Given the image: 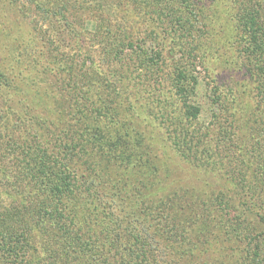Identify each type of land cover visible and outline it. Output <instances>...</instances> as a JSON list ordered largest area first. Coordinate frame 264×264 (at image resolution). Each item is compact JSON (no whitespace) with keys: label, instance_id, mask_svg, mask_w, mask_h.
Here are the masks:
<instances>
[{"label":"trees","instance_id":"trees-1","mask_svg":"<svg viewBox=\"0 0 264 264\" xmlns=\"http://www.w3.org/2000/svg\"><path fill=\"white\" fill-rule=\"evenodd\" d=\"M27 1L34 2L41 9L42 19L48 20L49 24L52 22L50 20L58 24L61 33L56 31V36L63 38L64 30L70 33L75 31L74 22L67 14L70 0ZM174 1L177 0H92L94 10L105 16L99 19L103 23V31L92 33L93 38L86 36L87 31L83 26L76 32L81 39H88V43H97L105 55V64L110 65L112 70L115 68L114 72L119 78L127 80V84L133 80V84H138L158 99L166 94L175 98V109L195 125L191 131L185 129L175 133L172 141L175 148L180 149V145L187 144L185 137L192 139L194 132L201 129L196 121L201 106L195 101L199 83L198 76L194 75L197 62L192 46V17L196 14L190 7L180 4L178 7V1L184 0H178L176 5ZM3 2L0 0V9L6 8ZM239 2V14L231 18L234 23L231 26L234 39L231 45H237L239 66L246 70L253 84L255 106L247 121L248 137L239 139V136H235L240 131V125H235L236 120L237 123L242 120L235 117L233 112L227 114L229 117L220 112L222 109L225 111V104L221 102L218 87L214 86L210 89L211 100L208 97L213 107L210 120L205 131L199 135L200 143L192 145L195 154L190 163L197 168L209 166L211 170L221 172L225 182L230 183V194L226 190L203 193L202 201L210 209L206 213L193 205V210H198L194 218L185 224L181 221L174 224L175 220L170 223L174 215L167 216L177 203L182 206L183 213L184 209L189 212L184 203L187 202L186 198L170 191L171 184L182 185V177L177 175V169L183 167L175 162L169 163L171 157L163 143L156 150L142 146L140 139L149 137L148 133L151 132L147 122L143 123L141 129L132 128V132H129L126 122L122 121L128 117L127 108L122 111L112 108V111L100 113L94 110L100 105L72 101V94L59 90L61 86L57 83L60 81H52L40 68L45 66L36 59V46L22 50L8 32L3 47H0V95L5 105L2 124L18 127L22 136L29 128L40 141H26L24 144L10 141L11 146L2 145L3 151L11 162V157L16 154L12 148L22 153L18 164L27 167V173H22L33 185L44 188L46 198L31 203V209L25 207L24 199L33 196L28 194L32 192L21 189L16 182L11 184L9 171L0 166V185L6 188L10 186L12 201L18 200L24 207L22 211L13 204L10 209L7 207L0 213L2 262L67 264L68 258L75 260L76 264H185L182 262L185 257L199 263L198 255L193 254L192 250L196 245L190 244L189 236H181L183 229L187 231L186 227L195 224L196 235L212 232L217 236L213 239L214 248L216 252H222L209 258V262L203 260L205 264H226L225 260L229 264H264V0ZM6 3L11 7L13 5L9 1ZM127 6L132 7L131 10ZM147 12H153L154 19H150L154 25L150 31L148 29L147 36L140 37L133 29L132 21L145 17ZM164 20L172 23L171 27L163 25L164 29L158 30ZM166 36L170 38L167 47L164 41ZM91 49H88L90 54L93 52ZM43 52L39 54L43 56ZM59 63L61 70H69L75 65ZM94 66L101 69L100 65ZM124 96L128 98L129 94L125 91ZM134 101L143 109L151 103L139 98ZM118 104L125 106L120 102ZM13 116L17 117L16 120ZM47 122L55 126L61 123L60 132L66 134L64 140L58 137L60 143L56 146L59 152L52 150L45 129ZM202 138L204 140L201 142ZM235 142L238 143L237 151L232 147ZM192 146L186 147L192 151ZM79 150L82 154H79ZM179 154L185 157L190 153L180 149ZM56 155L59 157L56 158ZM83 155L87 158L82 161L94 162L95 166L90 164L89 172L81 175V178L75 175L74 166L79 161L77 157ZM215 158H219L218 164ZM167 163L164 174H159L165 183L161 180L157 187L165 194L154 199L150 203L153 205H150L147 203V193L141 191L157 186L152 177ZM222 163L226 167L234 163V170L227 173ZM128 169H132L135 185L129 176L120 181L112 177V172H129ZM79 179L94 185L85 195L76 191L79 187L75 183ZM131 186H134V193ZM186 191L187 188L185 195L188 194ZM135 199L143 204L138 205ZM88 201L95 203L94 207ZM212 203H215L213 210ZM166 218L170 219L167 222L171 224V238L162 235L160 227L154 222L165 221ZM36 226L48 228L54 233L53 241L58 251L48 244L44 252L50 256V261L38 254V247L32 242L30 231ZM202 239L204 241L205 236ZM139 242L142 246L151 245L155 256L143 251ZM175 242L184 247L178 249ZM212 246L209 244L202 249L207 250ZM27 254L30 258L26 260Z\"/></svg>","mask_w":264,"mask_h":264},{"label":"rangeland","instance_id":"rangeland-1","mask_svg":"<svg viewBox=\"0 0 264 264\" xmlns=\"http://www.w3.org/2000/svg\"><path fill=\"white\" fill-rule=\"evenodd\" d=\"M8 1L10 4H13L12 7L6 3ZM8 1L4 0L3 5H5L6 8L0 9V47H3L5 36L8 35V32L12 35V38L15 39L14 43H19L22 50L24 47L28 49L32 47V45L36 46V59L39 63L43 62L45 66L40 68L44 70L46 76L52 79V81H60L57 84L61 86V88L58 87L61 92L66 90L65 92L67 94H72V97L76 96L75 98L77 99L74 97L71 99L72 101L74 100V102L88 101L93 105H100L98 106L100 108L94 109L98 110L97 112L100 113H103L105 110L112 111V108H117L119 111L127 108L128 119L125 118L124 120L122 119V121L126 122L129 132H132V128L141 129L143 127V123L145 122H147V126L151 130V132L148 133L150 138L146 136L142 140L140 139L142 146H150V149L156 150L160 148L159 144L163 143L167 153L171 157V161L169 163L175 162L180 164V167H183L181 170L177 169V175L180 178L182 177V185L179 186L175 183L171 184L170 191L176 192L177 196H181V198H186L187 202L184 203L186 204V207L189 208V212H185L184 209L183 213L182 206L178 203L175 204L177 202L176 201L174 203L175 205H173L174 210L172 208L170 213L167 214L168 217L174 215V219H172V221H170L169 218H166L165 221H154L155 224L160 227L162 235H168L169 238H171L170 223L174 220V224H177L179 221L185 224L189 221V219H193L194 214L198 210L197 208V210L194 211L192 208L193 205L200 207V210H204L207 213V209L209 210L210 207L208 208L206 203L202 201L203 193H215L217 191L223 192L224 190L228 191L230 186V183L225 182L224 178L221 177V172L217 169L211 170V167L209 166L207 168L206 166L205 168H197L190 163L191 157L195 154L193 152L195 148H193L192 145L199 141V135L205 131V127L208 126L207 124L210 120V114L213 108L210 103L212 97L210 89H213L214 86H217L219 89L218 91L221 95V102L225 104V111L222 109L220 112L225 113L226 117H229L227 114L233 112L235 117L242 120V122L237 123V120L235 119V125H240V131L235 134V136H239V139L242 137H245L244 139H246V137H248L247 127L249 122L247 121L249 115H252V110L254 111L255 106L252 81L246 70L239 66L238 58L240 56H238V52L235 49L237 45H231V42L234 41L231 36V26L234 23H232L231 18L235 14H239L240 0H184L181 2L177 0L178 7L179 4L181 6L184 5L190 7L196 14L195 17H192L194 33L192 46L195 50V61L197 62L194 75L198 76L199 83L197 85L198 94L197 97H195V101H198L201 106L200 113L196 119L198 124L201 126V129L194 132L196 138L192 137V139H188V137H185L187 139V144L183 143V145H180V149L186 151V153H190L188 156L183 154L185 157L179 154L180 149L179 147L175 148V144H173L172 140L175 137L174 135L176 132L181 133L185 129H189V131H191V129L195 128V125L192 123L190 124L189 121H187V119L175 109V98L170 94H166L161 99H158L155 96L153 97V95H149L148 92L141 89L138 84H133V80H130V83L127 84V80L117 76L114 72L115 68L112 70L110 65L105 64V55L102 53L97 43H88V39L83 40L77 36L76 29L80 28V26H83V29L87 31L86 36L90 38H93L91 36L92 33L103 31V23L102 21L100 22L99 19L105 16L102 12L94 10L92 7V0H70L71 2L67 5V14L74 22L73 27L76 29L71 33L68 30H64L62 32L64 35L63 38L55 35L57 34L56 31L61 33L58 24L54 20H50L53 23L50 22L49 24L48 20L42 19L41 17L43 13L34 2L27 0L26 2H22L20 0ZM177 1H174L175 5L177 4ZM131 8L132 7H129L128 9L131 10ZM127 12L131 13L129 11ZM144 15L145 17H138L136 20L132 21V27H134L133 29L138 32L140 37L147 36V33H149V31L153 28L152 25H154L151 21V19H154L152 18L154 17L153 12H147V14ZM146 19L148 20L146 21ZM160 25L161 26H158V30L161 28L164 29L163 25H168V28H170L172 23L170 24L168 20H164L163 24ZM169 39L170 38L168 36L164 38V41H166V47L169 45ZM32 40L35 42L32 43ZM42 44L43 47L41 46ZM91 47V50L93 51L92 54L88 53V49ZM42 51H44L43 56L39 54V52ZM59 62L62 63L61 65H66L68 63H74L75 65L69 70H61ZM94 65H100L101 69L95 68ZM206 85L208 86V90L206 89ZM125 91L129 94V97L127 96L128 98H125L124 96ZM205 94L208 96H204ZM209 96L210 100L208 99ZM135 98H139L140 101H145V103L147 101L151 103L143 109L138 105V103H135ZM119 102L123 103L125 106L119 105ZM102 106H105V108ZM0 107L2 108L0 111V166L9 171L7 173L12 176L11 184L16 182L21 189H26L32 192L28 194H33V196H27L26 199H24L26 201L25 207L31 209V203L34 204L41 202L43 199L45 200L46 195L44 193V188L33 185L24 173H22L23 171L26 172L27 169L26 166H22L21 164L19 166L18 164V162L22 159V153L19 150L12 148L13 153L16 154H14V157H11V162L3 151L2 145L6 144L11 146L10 144L13 141L20 144L22 142L24 144L26 141L40 140L35 138L34 133L29 128H26L27 133L22 136L18 127L14 128L10 124H2V116L5 113V105L1 102V95ZM16 118V116H13L14 120H16ZM15 122L20 124L19 121ZM60 126L61 123H59L58 126H55L52 122H47L45 124L46 133L50 138L53 148L52 150H54V152L60 151L56 146L57 143H60L58 137L63 139L64 135H66L63 132H60ZM180 135L184 136L183 134ZM203 140L204 138H202L201 142ZM187 145H189V147L192 146V151L188 149L189 147H186ZM237 145V142L232 143V147L236 151ZM79 152V154H82L81 150H79ZM55 157L57 158L59 155H56ZM82 157L83 159H80ZM78 158L79 161H76L77 165L74 166V173L78 177H81V175H85V173L89 172V167L95 166V164L94 162L91 163L88 160L87 162L82 161L87 158L84 155L77 157V159ZM214 160L217 164L220 161L219 158H215ZM167 165L168 163L164 165L162 169L160 168V172L158 170L152 177V180L157 183V186L153 185L154 188L150 187L141 191L147 193L146 197L148 198V204L154 201V199L159 198V196L162 197L165 194L157 187L159 186L161 180L165 183L163 178H161V175L164 174V170H166ZM228 165L230 167L223 165L226 167L225 170L227 173L234 170V163H230ZM128 170L129 172L125 170L123 173L121 170H118V172H112V177L114 179L119 178L120 181L128 178L129 176L131 180H133L132 178L134 177L131 172L132 169ZM79 180L75 183L77 184V188L79 187L76 191L80 192L82 195H85L89 189L94 187L93 184L91 185L87 184V182L85 183V179H82L81 181ZM133 185H135L134 180ZM185 188H187V195L184 194ZM131 190L134 193V186H131ZM11 192L12 189L10 186H7L6 188L3 185H0V213L7 209V207L9 208L10 206H13V204L17 205L20 210L24 211L22 203H19L18 200L12 201ZM228 193L230 194L229 191ZM117 197L120 201L118 194ZM137 197L139 196L137 195ZM87 203L92 207L95 205L92 201H88ZM124 203H126L125 200ZM135 203L138 205L143 204L136 202V199ZM190 203L191 206H189ZM126 207L129 208V205ZM211 207L213 210L215 203H212ZM154 216L157 218L155 214ZM249 219L251 220V218ZM167 220H169L170 223H168ZM31 225L34 224L32 223ZM194 225L195 224L191 225V227H186L187 231L183 229L181 236H185L186 238L189 236L191 240L190 244L196 245V247L192 250L193 254L198 255L199 260L197 262L199 263H195L189 258L185 259V257L182 258V262L185 264H205L203 260L209 262V258H213L222 252H216L214 248L216 245H214L213 239L217 238V236H215L212 232H202L201 234L196 235V227ZM35 228L30 231L32 242L38 247V254L41 255L42 258L44 257L47 261H50V256L46 255L44 252L48 244H51L56 249V243L53 241L54 233L48 228H40V226H36ZM94 228H96V226ZM203 236H205L204 241L202 239ZM128 240L130 241L129 238ZM174 244L178 245V249H182L184 247H181L178 242H175ZM209 244L213 245L210 249H202ZM138 245H140V242ZM140 246L143 251L149 252L147 254L151 256L153 255V257L155 256L151 245ZM56 251L58 250L56 249ZM155 251H157L156 248ZM1 256L2 253L0 250V264H14L6 261L2 262ZM28 258H30V256H28V254L25 255V259L27 260ZM245 260L247 263V258ZM225 261L226 264H229L228 260ZM66 262L67 264H76L75 260L72 261L68 258L66 259ZM235 262L237 263L238 260L235 259ZM30 264H33V262Z\"/></svg>","mask_w":264,"mask_h":264}]
</instances>
